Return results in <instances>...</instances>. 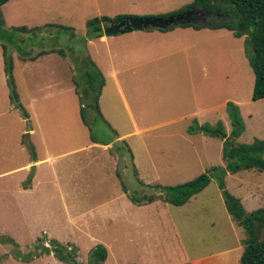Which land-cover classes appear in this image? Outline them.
I'll use <instances>...</instances> for the list:
<instances>
[{"label":"rangeland","instance_id":"obj_1","mask_svg":"<svg viewBox=\"0 0 264 264\" xmlns=\"http://www.w3.org/2000/svg\"><path fill=\"white\" fill-rule=\"evenodd\" d=\"M192 1L9 0L1 8L7 31L12 27L41 28L31 35L13 33L12 39L18 38L23 45L20 51L12 49V44L8 41L6 47L10 49L13 59L12 74L17 84L19 107L28 112L25 104L29 96L41 98L51 94L48 106L38 108L40 115L48 118V150L60 153L77 147L86 149L91 145L92 139H112L113 132L94 114L89 113L91 130L81 124L77 97L69 85L72 84L75 89L74 80H84L82 72L85 70L82 66L87 67L85 63L88 58L99 67L98 70L107 82V75L113 72V66L118 72L123 68L116 79L127 87L130 77L137 80V77L127 73V61L131 64L132 61L129 60L135 53L134 49L141 47L145 49V53L140 57L133 55L141 61L139 65L143 67L139 72L140 79L135 84L145 87L152 97L134 105L143 106L144 111L150 113L148 124L175 118L176 121L154 131L155 134L146 135L147 147L151 150L147 157L153 161L152 167H144L140 163L137 171H134L132 154L138 161H143L144 157L143 147L137 141H134L136 146L133 148H138L137 153L135 150L128 153L124 146L118 150L117 147L112 148V153L117 157L120 181L127 192L136 195L135 197L148 196L151 190L147 186L184 184L206 173L211 166L221 165L214 164L216 155L210 159L205 157L199 133L191 135L187 132L189 127L199 124L197 116L192 115L197 111L208 110V121L213 122L209 125L214 126L221 122L217 116L224 103L232 102L238 107L245 123V131L236 140L237 143L250 144L254 139L264 140V99H251L254 75L244 55V38H235L225 29L195 30L176 27L173 33L161 37L162 41L158 39L152 45H165V48L152 47L150 51H147L149 42L144 37L132 40L129 36L121 38L118 35L106 44L96 42L95 38L86 39L89 36L86 24L90 20L106 16L113 18L119 14L130 18L159 17L178 11ZM133 9L134 12H131ZM217 21H221V18L209 14L205 20L197 23L211 24ZM56 26L67 27L70 31H62ZM3 42L6 44L5 40ZM108 46L121 60L107 57ZM52 49L62 50L65 56L54 52L38 56L39 53ZM170 49L171 53L167 54ZM22 54L28 58L38 56V60L33 61V65L25 70L23 68L21 85L22 75H19L15 59L20 60ZM8 93L10 98L9 89ZM116 101L115 99L110 106L106 99L109 112L106 106L104 110L106 117L118 121L115 125L108 119V124L114 130L121 131L127 126V122ZM12 106L22 115L21 108L14 104ZM33 110L34 107L31 108V113ZM43 111L48 112L44 115L41 114ZM228 122L230 123L229 118ZM227 128L228 131L231 130V125ZM156 134L166 137L161 138ZM25 138L26 135L22 143L27 147L32 146L29 141L25 142ZM38 141L40 142L39 138ZM93 142L97 143L96 140ZM84 155L86 153L82 152L77 156L86 158ZM0 158L5 160V154H0ZM97 160H101V157H97ZM61 164L65 165L59 163L58 166ZM97 165L95 162L91 163V168L87 167L84 172L75 174L76 180L72 183L67 182L68 178L71 174L78 173L80 165L74 170L67 167L63 169L58 174V179L65 186L66 200L57 195L49 197V202L40 204L33 214H28L33 218L26 217L27 215L21 217L15 198L9 197L6 204V199L0 193V264H62L52 254H41L42 246L52 249L49 240L57 241L63 246H75L78 250L76 260L82 264L88 261L90 251L97 245H102L107 250V259L103 264H181L193 261L195 264H231L235 259V264H239L241 247L240 253L236 252L245 238L244 231L225 210L215 178L183 206L175 207L164 201L162 204L158 201L160 203L137 206L129 198L127 204L117 198L112 181L101 183L102 177L99 175L103 172L106 175V171ZM243 173L225 177L228 192L238 199L243 192L239 189L237 176ZM78 178L90 183V190L86 195L80 193L87 187L80 188L81 180ZM244 181V195L248 194V199L242 198V201L246 210L252 208L254 204L251 203H255L251 201L255 194L249 197L247 193H253L255 186H259L258 189L263 192L261 195L257 194L255 199L258 196L262 198H259L255 206H264V176L252 174L245 177ZM252 183L255 185L251 186ZM155 191L152 190L151 193ZM107 198L114 199L113 203L110 202L113 214L102 209L109 205L101 202ZM85 212L86 217L82 219ZM37 253L41 254L40 258H34Z\"/></svg>","mask_w":264,"mask_h":264},{"label":"crops","instance_id":"obj_2","mask_svg":"<svg viewBox=\"0 0 264 264\" xmlns=\"http://www.w3.org/2000/svg\"><path fill=\"white\" fill-rule=\"evenodd\" d=\"M134 10L135 9H133L131 12H134ZM168 12H171V11H168ZM173 12H176V11H173ZM127 14H130V13H127ZM109 18H112V17H109ZM175 29L176 28L170 31H166V32H160L158 30L136 31V32L119 35V37L122 38L125 36H129L130 39L132 40H136V38L144 37V39L149 42V45L146 46V48L149 47L147 51H150L152 47L157 48V49L165 48V45H160L156 47L152 45L155 42H157L158 39L162 41L163 39L161 37L168 36L169 34L173 33L172 31ZM182 30H186V29H182ZM112 38L113 37H106L103 35L102 37L95 38V40L96 42L106 44V43H110ZM152 38H155V39L151 41ZM146 43L147 42H145V44ZM111 50L112 49L108 46V49H107L108 52L106 53L107 57L110 59L113 58L116 61L121 60V59H118L116 57V54L113 53ZM134 52H135L133 54L134 56L140 57L141 55L145 53V49L141 47L140 49H134ZM168 53H171V49L167 52V54ZM133 55H132V59L129 60V61H132L131 64L127 61V65L125 69H127L128 74L131 73L132 76H134L135 78L137 77V80H134L133 78L130 77V82L127 83V87H126V85H123L116 79V76L118 75V73L122 72L124 69L122 68V70L118 72L115 66H113L114 67L113 72L107 75L108 76L107 80L109 78V82L107 81H105L106 83L104 82L105 84L102 88V91L99 97V102H98L99 110L105 122V123L102 122V124L106 128L108 127L107 129H110V131L113 132L112 139H107V140H102V141L96 139L97 143H94L91 140V145L88 146V148L86 149H81L77 147V149L63 151L60 153H54L48 150V140H49L48 134L50 133L48 120H47L48 118L41 116L40 113L38 112V108L40 106H43V107L48 106L47 101L51 98V94L48 93L45 96H42L41 98L34 96V95L29 96V98H27V103L25 104L26 105L25 108L28 110L29 114L28 112H26L28 115V118L24 119L21 113L12 106L13 105L12 103H10L11 101L9 98L6 75L4 72V62H3V57H2V51L0 49V154H5L6 156L5 160L0 158V181H1L0 193H2V196L6 199L5 200L6 204L8 203L9 197L11 199L15 198L14 200H15V204L17 207V211L21 217H24L27 215L26 217L33 218V216L28 215V214H33L34 209L36 207L39 208L40 204H45L49 202L51 199L49 197H53L57 195L58 198H61V199L65 198L66 200L67 194L64 193L65 186L61 183V180L58 179L59 178L58 174L66 167L70 170L71 169L74 170L78 167V165H80V168L78 169V173L71 174L68 178L67 182L72 183L76 180L74 178L75 174L84 172L85 168L87 167L91 168L92 167L91 163H94V162L100 165L99 167L102 166V168L106 171V175H103L104 172L99 175V177H102L101 183L103 184V182L106 180L112 181L117 191L116 192L117 198L122 199L127 204V200H128L127 194L129 192L126 193L124 191L122 183L120 181L118 171H117V157L116 155L112 153L113 147H117V150H118V149H121V146H124L126 147L128 153L131 154L134 150L137 153L138 148L133 149L134 146H136L134 141H137V144L143 147L142 154L144 157H143V161L142 160L138 161L134 158L132 154L134 171L135 172L137 171L138 164L140 163L144 167L154 166V163L151 160V158L147 157L151 153L150 152L151 150H149V147H147L146 141H148L147 140L148 136L146 135L155 134L154 131H157V130L162 129L163 127H168L172 125L173 122L176 121V118L173 120H170V119L168 121L162 120V121L151 122L150 124H148L149 123L148 121L150 120L149 119L150 113H148L147 111H144L143 106L135 107L134 105L135 103H140L142 102V100L149 99L150 97H152V95L151 94L149 95L148 90H145V87L141 88L140 85L135 84L136 81H139L140 79L139 72L141 71L143 67L139 65L141 64V61L138 59H135ZM15 60L17 64V69L20 72L19 75H22L23 68L25 70L31 64L33 65V61L36 62V60H38V57L37 59L32 60V61L22 60V59L20 60L15 59ZM135 63L138 65H135ZM23 75L21 76V85H22ZM14 83H15V79H14ZM16 86L17 84L15 83V88ZM69 87L73 88V91L75 94L74 86H72L71 84L69 85ZM75 96L77 97L76 94ZM106 99H108V103L110 104V106L113 105V101L115 99L117 100L116 103L117 105H119V108L123 112L124 114L123 116L125 117V120L127 122V126L124 128V130H121V131L120 129L114 130L108 124L109 122L108 119L113 124L115 123V125L118 123V121H115L114 119H111L110 117H106V111L104 110V106H106V110L107 112H109L108 104L106 105L105 103ZM39 100H40V103H39ZM77 101H78V97H77ZM33 107H34L33 113H31V108ZM78 107H79L78 114H79L81 124L84 127H86L83 124L81 117H80L79 101H78ZM220 110L221 111L219 115L217 116V119L218 121L222 122L224 131L226 135L228 136L231 130L228 131V128H227V126L230 125V123L228 122L227 114H225L226 113V103H224L223 107ZM47 112L48 111H43L41 112V114L45 115ZM208 112H209L208 110H205V111L203 110L201 112L197 111L193 113L192 115L197 116L198 123L200 125L207 124V123L208 124L213 123V122L208 121V118H209ZM25 135H26L25 142L27 143L29 141L33 146V149H34L33 158H32V155L29 154L30 153L29 150H27L28 147L22 143V140ZM156 135L160 136L161 138L166 137L164 135H159V134H156ZM89 136H90V131H89ZM198 136H200V141H201V144L205 152V157L210 159L216 155L217 160L215 161L214 164L215 165L221 164L218 166H211V167L212 168L224 167L225 162H224V156H223V145H224L223 141L218 142L216 138L214 139V138L205 136L203 134H199ZM38 138L40 139V142L38 141ZM131 147L133 150L131 149ZM82 152L86 153L87 156L84 155V157L86 158H82V157L80 158L79 156H77L79 155V153H82ZM97 157H101V160H97ZM63 158L65 159L62 160ZM59 163H65V165L61 164V166H58ZM31 169H33V172L32 174H29V170ZM242 172L244 173L237 177L239 178V189L242 190L243 195H244V189H246L244 187L246 186V182L244 181L245 177H248V175H252V174H256L261 177V176H264V172L258 171L256 169H250V170L240 171L235 174L228 173L227 176L237 175ZM80 180L81 181H80L79 187L80 188L87 187L86 190L83 189L80 191V193L86 195L88 193V190H90V188L88 187L90 183H86L83 179H80ZM224 182H225V179H224ZM178 185H181V184H178ZM252 185H255V184L252 183L251 186ZM172 186H177V185H172ZM225 186H226V182H225ZM51 188H55V190H52ZM258 188L259 186L257 187L255 186L253 188V193L247 192L249 193V197L255 194V196L253 197V200L251 199V201L255 203H251V205L252 204L254 205H252V208L249 207V210H246V208L243 205V201H242V198L248 199L247 197L248 194H245L244 195L245 197H243L242 194L239 195L241 196V198L239 199L234 196L236 199L240 201L242 207L247 213L253 212L258 209H264V206L262 205L261 206L259 205L257 207L255 206L259 202V198H262L258 196L259 198L255 199L257 197V194L261 195L263 193ZM226 190H227V187H226ZM246 199L245 201H247ZM158 201H161V204L163 202V200H157L153 203H160ZM101 202L102 204H109V205L104 206L102 209H106V211H109L111 214H113L114 210L111 208V205H112L111 203L114 202V199L107 198ZM224 207H225V210L227 211L225 202H224ZM98 208H100V206ZM229 216L231 217L230 214ZM85 217H86V212L83 214L82 219H84ZM84 223L85 222H83V225H85ZM243 240H242L241 245L238 244L239 248L236 253H240V250H239L240 247H241V250L243 249ZM240 256H241V253H240ZM235 262H236V259L234 261L232 260L231 264H235ZM181 264H195V263L193 261V262H187V263H181Z\"/></svg>","mask_w":264,"mask_h":264},{"label":"trees","instance_id":"obj_3","mask_svg":"<svg viewBox=\"0 0 264 264\" xmlns=\"http://www.w3.org/2000/svg\"><path fill=\"white\" fill-rule=\"evenodd\" d=\"M9 0H0V47L2 48L4 72L6 75L7 86L10 92V100L14 106L19 107L18 98L13 78V59L10 49L6 47L7 41L12 44V49L20 51L23 46L21 40L12 39L13 33H22L26 35L34 34L41 30L40 27L29 29L26 27H12L10 31L5 29V21L1 8L8 3ZM191 9H202L205 13L221 18L211 24H183L176 26L180 28L200 29H225L232 33L235 38H244L243 50L249 67L254 75V84L252 90V101L264 99V0H193L190 4L180 8V10L159 17H167L170 15H179ZM130 19L129 16H116L113 18L100 17L87 22V30L89 32L88 40L103 36V26ZM58 29L68 32L67 27L56 26ZM175 26L167 29H156L160 32L170 31ZM152 31V30H145ZM4 33V34H3ZM4 35V36H3ZM12 35V37H11ZM70 35L73 37L74 34ZM6 41V44L3 41ZM86 42V40H85ZM58 53L65 56L62 50H50L49 52L39 53L38 56L46 53ZM36 57H25L21 55L22 60H34ZM87 67H83L84 80H74L75 94L78 97L80 105V117L83 124L91 130L89 121V113L94 114L96 118L104 122L98 105V100L104 86V78L94 63L87 58ZM84 64V65H85ZM21 108V107H19ZM24 119L28 118L27 113L21 108ZM226 113L230 120L231 131L227 136L223 125L218 122L214 126L209 124H196L187 129L189 134H203L211 138H217L223 141L224 167H214L206 173L198 176L194 180L177 186H147L148 196L130 194L124 189L130 201L137 205L151 204L157 200L173 205L175 207L183 206L193 197L202 192L211 182L213 178L217 181V186L224 199L226 209L231 215L235 223L244 231L245 238L243 240V249L239 259V264H264V209H258L247 213L242 207L240 201L232 196L225 186V176L235 174L240 171L256 169L264 172V140L254 139L250 144L237 143V139L245 131V123L242 120L238 107L228 102L226 104ZM105 123V122H104ZM91 138H94L91 135ZM95 141L96 139H92ZM97 142V141H96ZM28 150L33 158L34 149L28 146ZM157 193V195H156ZM52 246H42L43 253L52 254L53 257L62 264H82L76 260L77 248L71 244L61 245L57 241H48ZM40 253L35 254L34 258L41 256ZM107 258V251L102 245L93 248L88 256L85 264H103Z\"/></svg>","mask_w":264,"mask_h":264},{"label":"water","instance_id":"obj_4","mask_svg":"<svg viewBox=\"0 0 264 264\" xmlns=\"http://www.w3.org/2000/svg\"><path fill=\"white\" fill-rule=\"evenodd\" d=\"M204 10L191 9L183 14L170 15L167 17H147V18H130L119 23L103 26V35L106 37H115L126 33L167 29L171 26H181L183 24H196L197 17L207 16ZM33 169H31V174Z\"/></svg>","mask_w":264,"mask_h":264},{"label":"flooded vegetation","instance_id":"obj_5","mask_svg":"<svg viewBox=\"0 0 264 264\" xmlns=\"http://www.w3.org/2000/svg\"><path fill=\"white\" fill-rule=\"evenodd\" d=\"M199 10V9H197ZM207 18V16H201V17H197V21H203Z\"/></svg>","mask_w":264,"mask_h":264}]
</instances>
